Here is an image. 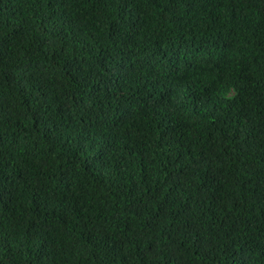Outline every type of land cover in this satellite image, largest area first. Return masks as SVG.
Here are the masks:
<instances>
[{"label":"trees","instance_id":"obj_1","mask_svg":"<svg viewBox=\"0 0 264 264\" xmlns=\"http://www.w3.org/2000/svg\"><path fill=\"white\" fill-rule=\"evenodd\" d=\"M0 264H264V0H0Z\"/></svg>","mask_w":264,"mask_h":264}]
</instances>
